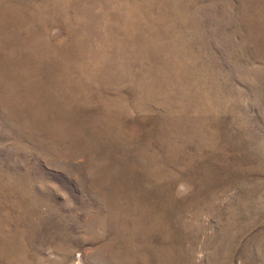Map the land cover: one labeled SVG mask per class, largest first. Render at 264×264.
Wrapping results in <instances>:
<instances>
[{"label":"rangeland","instance_id":"obj_1","mask_svg":"<svg viewBox=\"0 0 264 264\" xmlns=\"http://www.w3.org/2000/svg\"><path fill=\"white\" fill-rule=\"evenodd\" d=\"M0 264H264V0H0Z\"/></svg>","mask_w":264,"mask_h":264}]
</instances>
